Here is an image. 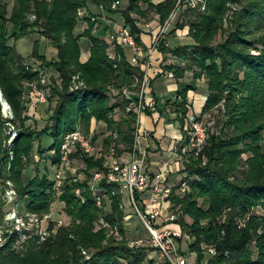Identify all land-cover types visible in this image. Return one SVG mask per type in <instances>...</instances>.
Returning <instances> with one entry per match:
<instances>
[{"label":"trees","instance_id":"1","mask_svg":"<svg viewBox=\"0 0 264 264\" xmlns=\"http://www.w3.org/2000/svg\"><path fill=\"white\" fill-rule=\"evenodd\" d=\"M14 1L11 14L8 4L0 2V87L15 113L14 118H5L0 103V211L4 185L11 179L29 212L46 215L61 201L71 222L59 226L51 222L46 236L29 234L20 242L15 232L0 246V264H155L149 256L154 247L133 245L126 238L121 184L105 177L99 182L101 192L92 188L94 174L107 172L106 156L80 149L69 153L70 158L81 154L84 180L63 176L58 182L39 172L26 176L37 143L41 159L50 151L59 164L64 136L82 125L89 133L94 121L110 132L103 144L107 148L113 143L127 152L135 148L138 113L128 108L134 107L137 97L128 99L124 90L138 91L143 71L127 58L122 45L116 44V54H111V44L93 33L91 16H85L88 27L84 32L76 34L80 10H89L90 3L111 13L121 12L124 26L141 46V19L157 15L164 25L186 6L175 29L188 26L193 43L173 47L162 40L159 44L163 69L173 74L178 89L175 99L157 110L167 122H180L183 140L179 151L190 143L189 92L198 89L199 80H204L209 92L204 113H219L217 129L210 130L200 154L189 153L181 163L177 174L182 178L168 197L176 215L171 224L189 236L188 248L197 255L196 264H264V0H128L126 7L118 8L112 6L117 0ZM32 14L36 16L33 21ZM30 33L47 37L57 49V58L48 60L39 53L37 40L32 53L45 68L55 69L60 79L53 78L46 102L57 98V103L48 105L49 122L40 130L28 124L31 116L24 114L28 105L22 97L25 83L31 94L29 84L40 80L42 71L25 63L10 44L11 38L18 40ZM82 37L91 40L86 62L80 59ZM169 57L179 62L167 63ZM77 75L84 82L78 89L73 88ZM118 109L123 114L120 118L116 117ZM171 113L176 116L172 118ZM8 122L18 124L12 144L6 133ZM47 134L55 140L44 148L42 138ZM98 138L95 133L92 141ZM98 195L103 196L101 205ZM136 199L144 210L138 192ZM103 220L110 228L117 226L121 236L110 235L107 227L96 229ZM182 239L178 238L179 250L187 256ZM210 248L216 253L209 254ZM161 264L172 263L163 259Z\"/></svg>","mask_w":264,"mask_h":264},{"label":"built area","instance_id":"2","mask_svg":"<svg viewBox=\"0 0 264 264\" xmlns=\"http://www.w3.org/2000/svg\"><path fill=\"white\" fill-rule=\"evenodd\" d=\"M121 4L122 2L117 0L112 6L113 8H118ZM84 14L85 9L80 10V15L83 16ZM92 20H95V17H92ZM170 22L171 21L169 20L166 24L160 27V30L155 35L154 41L149 48L141 46L132 31L124 25L120 26L111 34V41L113 44L124 45L132 50L131 62L134 65L140 66L143 71V77L141 79L140 88L137 91L138 97L135 99L136 101L134 107L128 108L129 110L133 109L136 113H138V124L140 123L141 114L146 110H157V102L150 96V68L154 50L157 49L161 37L166 32ZM150 25L151 24H147V27H150ZM167 76L173 77V74L167 73ZM139 81L140 79L137 80V83ZM42 86H45L44 78L41 83L32 85V96L28 99L29 108L34 109L39 104L47 101L48 96ZM82 86H84V82L79 80L78 75L74 76L73 88L78 89ZM124 93L128 99L133 98L129 89H125ZM209 113H188L187 129L190 133V143L183 146L181 151H178V161L180 164L188 157L189 153L199 155L202 151L210 130H212L217 124V119L215 118V115L212 114L213 112L210 113L211 115H209ZM12 127L13 129L15 128L14 126ZM139 135L140 133L137 130L136 142L140 137ZM78 149H80L83 153L98 155V150L92 141V136L84 132L81 127L75 131L67 133L64 136L62 144V162L68 163L69 153ZM131 154L132 155L129 160L123 159L120 154H118L116 143H113L108 150L106 174L104 171L96 172L94 174V180L99 185V182L103 180V178L107 177L109 182H119L124 190V194H128L132 204L137 209L143 223L150 232V239L146 242H144L143 239H139L137 243H146L147 245L154 247L158 252H160L163 259H168L172 264H188L189 261L187 256L181 254L179 250L178 238L183 237L182 232L168 226L169 223L176 219V215L172 211H165L164 209V201L168 202L170 205V201L168 200L172 190V186L168 183L170 170L168 167L164 168L156 174L154 179H152L147 171L146 154L138 157L136 150H134ZM63 176V170L60 168L56 173V180L58 182L61 181ZM186 187V183H183V190H185ZM92 188L95 190L94 186H92ZM97 189L101 191L103 190L100 185ZM149 191L150 198L143 210L138 205L136 193L138 192L142 195ZM102 202L103 196L98 195L97 203L101 205ZM124 206L125 203L123 199L122 208H124ZM13 214L16 218V213ZM20 222L24 223L23 221ZM111 232L116 236H120V231L117 226L113 227ZM47 234L48 229L42 233V236H46ZM1 240L2 238L0 237V241ZM208 252L211 255L216 253L214 248H210ZM84 253L87 254L86 251H84ZM87 257L90 256L88 255Z\"/></svg>","mask_w":264,"mask_h":264},{"label":"rangeland","instance_id":"3","mask_svg":"<svg viewBox=\"0 0 264 264\" xmlns=\"http://www.w3.org/2000/svg\"><path fill=\"white\" fill-rule=\"evenodd\" d=\"M0 2H4L8 4L9 8V14L12 13L13 7L15 5L14 0H0ZM195 3H197V0H195ZM128 4V0H122V6L126 7ZM186 6L182 10H178L177 12L174 13V16L171 19V23L168 25L166 32L162 35L161 40L159 44L161 43L162 40L166 41V44H169V46H176L177 43V37L180 36L179 34H183L185 32L184 29H175L176 22L178 20V17L180 16L181 12L185 10ZM231 14V13H230ZM89 16L94 17L95 15L90 14ZM96 17V16H95ZM153 18V17H152ZM151 18V19H152ZM36 16L35 15H30V20H35ZM151 19H141V24L149 22ZM86 20V19H85ZM95 23L97 22V18L93 20ZM87 23V24H86ZM88 27V22H84L82 15H80L79 18V23L77 25L76 32L82 34V32ZM187 27V26H186ZM183 31V32H182ZM222 36L218 37V40L220 41ZM38 40V50L40 54H45L48 60L56 59L57 58V49L52 45L50 40L47 37L41 36L37 33H30L27 36L21 37L18 40H15V38H11L10 44L14 45L16 50L25 58V63H28L31 65L33 68L41 69V77L40 80L30 82L29 86L36 84V83H41L42 79H45V86H42L43 89L46 91L47 95L51 94V88L53 86V78L56 79L58 82H60L59 79V74L56 72L55 69L53 68H45L41 61L38 60L36 57L32 56L33 49H34V44ZM171 42V43H170ZM183 42L189 43V39L184 40ZM91 44V40L89 37H82L81 39V44L87 48L88 44ZM193 43V39H192ZM158 44V46H159ZM178 45V44H177ZM157 46V49H158ZM56 52V53H55ZM170 58V57H169ZM189 76H191V73H189ZM161 77H158V79ZM165 79L167 80H173L172 77H167L165 75ZM46 88V89H45ZM29 88L28 85L25 83L24 87V93L22 99L24 100L25 104L28 105V100L29 96L31 98V94L29 93ZM33 89H31L32 91ZM169 95V94H168ZM173 95V94H172ZM170 95V96H172ZM57 99V98H56ZM53 100V102H44L39 104L36 108L31 109L28 106V111L24 112L25 115H29L30 120L28 121V124L32 128H37V129H42L48 122H49V112H48V105L50 107H55L57 100ZM161 99H164L163 96H161ZM48 100V98H47ZM6 102L8 101L5 98L4 92L2 88L0 87V103L2 105V113L5 118H14L15 113L13 112L10 104L8 103V106L5 105ZM51 103V104H50ZM7 106V108H6ZM211 111L210 113H212ZM209 113V115H211ZM219 112L215 113V118H218ZM213 114V113H212ZM122 112L118 109V113L116 114L117 118H120L122 116ZM178 124L180 122H177ZM18 126V124L16 123ZM15 124L8 122L7 123V128H6V133L10 134V139L8 141L9 144H12V140H15L18 136V129ZM14 126L15 128L13 129ZM82 130L86 132V126H82ZM214 131L217 129L214 127ZM93 138V133L92 132H86ZM96 133L98 134L99 138L94 141V144L98 146L102 140L105 139L107 134L109 135L110 132L107 133V130L104 129V127H101V125H98ZM142 137L140 138V141L142 142ZM54 137L51 135L47 134L44 135L42 138V145L44 148H49L51 143L54 142ZM101 140V141H98ZM38 146L39 143L36 144L35 148V154H34V163L31 164L27 171H26V176L32 177L38 172L40 174L47 173L51 178H56V173L57 171L62 168L63 173L65 178L68 176L70 178H74L75 180H84L86 178V174L83 171L84 162L81 160V154L78 153V155H75L74 157H69V162L68 163H62V161L58 164L54 162V159L52 158L53 152L50 151H45L44 156L41 159L40 153H38ZM111 147V146H110ZM110 147H106V151L104 154L108 157V150ZM118 149V154H121L124 147L123 146H117ZM121 151V153H119ZM12 158L14 157V153L11 152ZM52 154V155H51ZM99 154V152H98ZM100 156V155H99ZM137 156L140 157L138 151H137ZM108 159V158H107ZM181 166V165H180ZM178 173V172H177ZM176 176L172 177V179H175ZM150 175V174H149ZM179 178V177H178ZM182 178V175H181ZM92 186H94L96 192H101V190H98L99 185L95 180L92 181L91 183ZM15 192V193H13ZM125 198V206H124V211L126 212V217H125V222H126V238L131 244L135 245H144L146 243H137L139 239H143L144 242H146L148 239H150V232L146 228L145 224L142 221L141 216L139 215L137 209L134 207L132 204L130 197L128 196L127 193L124 195ZM2 200H3V206L0 211V237L2 240L0 241V246H2L7 239L10 238V235L18 233L19 236V242L20 240L26 239V237L29 234L32 235H42V233L48 229V226L51 222L56 223L58 226L59 225H66L70 224L71 220L70 218L66 215L64 212V203L61 201H56L53 204V209L51 212H49L46 215H39L33 212H29L27 210V205L26 201L24 199H20L19 193L17 189L15 188L14 182L10 179L6 181V185H4V192L2 193ZM143 202V201H142ZM144 203V202H143ZM142 204V203H141ZM138 202L139 207L141 208V205ZM145 207V206H144ZM142 209V208H141ZM16 213L17 217L15 218L14 214ZM166 214V212H165ZM129 215V217H127ZM18 218V219H17ZM20 221H23L24 223H21ZM110 224L107 223L106 221H101L100 223H97V228H102V227H107L110 228ZM174 225V224H173ZM172 225V226H173ZM177 226H173L175 230L180 229ZM113 229L110 228V235L113 233L111 230ZM121 236V235H120ZM188 239L189 236L185 235L183 236V239L181 241V247L182 250L185 254L190 253L189 248H188ZM94 253V251H91V254ZM192 254V253H190ZM150 258H154L155 264H161L163 261V257L161 256L160 252H158L156 249L150 252ZM195 256H197L195 254ZM122 264H125L124 262ZM189 264V263H188Z\"/></svg>","mask_w":264,"mask_h":264},{"label":"crops","instance_id":"4","mask_svg":"<svg viewBox=\"0 0 264 264\" xmlns=\"http://www.w3.org/2000/svg\"><path fill=\"white\" fill-rule=\"evenodd\" d=\"M90 14L95 15L96 16V17L94 16L95 19L97 18V22L95 23L93 33L96 36L107 40L111 44L110 47L111 54L115 55L116 54L115 44H113L111 41V34L115 32L120 26L124 25V19L122 13L121 12L111 13L106 11L103 7L99 5L90 3L89 10L85 9V14L84 16H82L84 22H87L85 20L86 19L85 16ZM147 24H151L150 27H147ZM161 26L162 25L159 21V16L157 15H155L149 22L142 25L143 33L141 35V39H142V46L144 48L145 47L149 48L151 46V44L154 41V37L160 30ZM183 29L185 30V32L183 34H179L180 36L177 37L178 41L176 43V46L177 44L184 45V44L192 43V38L188 35L189 27L187 26ZM76 34H80V33L76 32ZM186 39H189V43L183 42ZM80 44H81V40H80ZM122 48L124 49L127 58L131 61L132 50L124 45H122ZM81 49H82V53L80 59L82 62H86L89 60L91 56V51H90L91 44L89 43L87 48L81 44ZM163 57H164L163 53L160 52L158 49H155L152 58L151 68H150V75H151L150 96L156 100L157 106H159L160 109L166 105L169 99H173V100L175 99L178 89V83L175 77H172L173 80L165 79V75H167V71L163 69V63H164L162 62ZM172 62H179V61L175 57H171L168 59L167 63H172ZM180 63L182 65L184 64V62H180ZM158 77L161 78L158 79ZM167 77L169 78V76ZM187 80L190 81V79ZM208 94L209 92L207 89V84L204 82V80H199L198 89L191 90L189 92V107H190L189 112L196 114H203L204 106L207 101ZM131 96L133 98L138 97V92L137 91L131 92ZM161 96H163L164 99H161ZM149 111L152 112L151 110H146L140 116V123L138 124V131L140 133L139 135L140 137L138 138L135 144V148L137 149L134 148V150H136V153L138 151L139 155L141 156L143 154H146L147 171L152 179L155 178L156 174L160 170L168 167V169L170 170V173L168 175V183L171 186L176 185V183L181 180V175L178 174L175 179H172V177L176 176V173L178 172L181 165L180 162L178 161V154H179L178 151L180 148L179 146L183 139V132L181 130L180 123L178 124L177 122L174 121L167 122L165 117L159 116V109L157 111L156 110L153 111V114H149ZM175 116H176L175 113H171L172 118ZM98 125L99 124H97L95 121L93 122L90 130V132H92L93 135L96 133ZM141 137H142L141 139L142 142L140 141ZM103 144H104V140H102L99 144H97L98 146L96 147L99 152L98 155L106 156V154H104L103 152V150L106 149V146H104ZM134 150L132 152H134ZM132 152H127L123 149L122 153L121 151L119 153H121L120 156L123 159L129 160L131 158ZM107 158L108 157L106 156V161ZM149 198H150V191L145 192L144 194L141 195V199L144 202L145 207L149 201ZM123 199L125 201V198ZM164 209L165 211H171V207L169 203L166 201H164ZM127 217H129V215ZM172 225L173 224L171 223L168 224L170 228L174 229L173 228L174 225L173 226ZM187 258L189 264H196L197 256H195V254H187Z\"/></svg>","mask_w":264,"mask_h":264},{"label":"water","instance_id":"5","mask_svg":"<svg viewBox=\"0 0 264 264\" xmlns=\"http://www.w3.org/2000/svg\"><path fill=\"white\" fill-rule=\"evenodd\" d=\"M5 105H7L8 106V103L6 102V104ZM7 106H6V108H7Z\"/></svg>","mask_w":264,"mask_h":264}]
</instances>
